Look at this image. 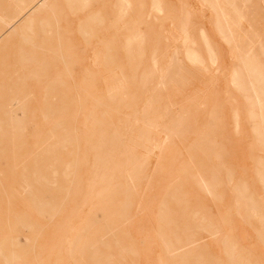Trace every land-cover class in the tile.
Wrapping results in <instances>:
<instances>
[{"label":"rangeland","instance_id":"1","mask_svg":"<svg viewBox=\"0 0 264 264\" xmlns=\"http://www.w3.org/2000/svg\"><path fill=\"white\" fill-rule=\"evenodd\" d=\"M44 2L2 39L0 264H264V0Z\"/></svg>","mask_w":264,"mask_h":264},{"label":"bare ground","instance_id":"2","mask_svg":"<svg viewBox=\"0 0 264 264\" xmlns=\"http://www.w3.org/2000/svg\"><path fill=\"white\" fill-rule=\"evenodd\" d=\"M11 1H17L21 5L19 6V12L15 13V15L10 19V21L4 23L3 24L4 26L0 28V88L4 87L5 85H7V86L8 85L17 86V85H19L21 83V79L20 78H17V77H14V78L6 77L5 78V76H4V72H5L4 65L5 64L2 62L1 57H2V55L4 53V51L8 49V47L5 45V43L2 45V39L7 37V36H9V35H11L10 33L16 34V32L18 30H21L22 33H26V32L31 31L30 27H28L29 25L28 26H24L21 29V27L20 28L17 27V24L22 22V21H24L25 19H27V21L25 23H27V24L31 23V21H32L31 19L32 18L30 16V14H32V12H34L33 10H35V8H37V6L43 4V2H44V0H11ZM25 41L29 42L28 39H25ZM45 42H47V41H45ZM49 43H48V45H49ZM39 47H42V46H39ZM36 49L37 48L35 46L31 47V49H25V48L20 49L19 52H20V55H22L23 59L21 60V63H18L17 65H15L14 71H19V70H21V68L22 69L26 68V71L30 72L31 68H32L30 65H32V63L35 60L34 56H35ZM45 52L47 53V51H45ZM27 56H28V58H26ZM188 57H189V59L191 60L192 63L202 64V61L199 59L200 56L198 54L188 53ZM23 82H24V80H23ZM1 92H2V90L0 91V100L2 99L1 98L2 97ZM197 242H198V240L190 242L189 244H187L186 246L183 247V250L192 248L193 246L197 245ZM178 251L179 250H175L172 253L175 254Z\"/></svg>","mask_w":264,"mask_h":264}]
</instances>
